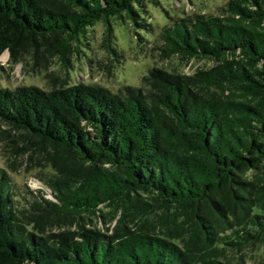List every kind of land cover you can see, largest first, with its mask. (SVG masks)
I'll return each instance as SVG.
<instances>
[{
	"label": "trees",
	"instance_id": "trees-1",
	"mask_svg": "<svg viewBox=\"0 0 264 264\" xmlns=\"http://www.w3.org/2000/svg\"><path fill=\"white\" fill-rule=\"evenodd\" d=\"M148 1L157 4L0 0V55L43 49L65 63L98 23L110 46L112 20L141 40L154 27ZM159 40L165 58L216 66L192 76L151 68L143 87L116 94L85 83L0 89V124L55 172L53 200L30 193L16 209L0 170V264H245L264 246V0L170 17ZM102 208L119 215L111 234L85 230ZM72 220L79 231L62 230Z\"/></svg>",
	"mask_w": 264,
	"mask_h": 264
},
{
	"label": "rangeland",
	"instance_id": "rangeland-1",
	"mask_svg": "<svg viewBox=\"0 0 264 264\" xmlns=\"http://www.w3.org/2000/svg\"><path fill=\"white\" fill-rule=\"evenodd\" d=\"M156 1V5L149 1L146 4L147 20L154 27L150 34L140 32L141 40L135 37L129 24L112 20L110 46L104 41L105 25L98 23L90 29L87 38L81 39V43L71 49L65 63L49 50L40 49L34 55L29 50H21L16 62L5 51L0 55V89L36 86L51 91L63 85L85 83L104 87L116 94L125 86L143 87L142 77L151 68L192 76L215 67L216 64L209 60L185 61L177 56L165 58L160 51L159 28L169 24L170 17L219 16L227 0ZM111 48L118 52L117 55H113ZM30 150L31 147L17 131L0 124V170L11 182L17 196L16 209L26 208L28 200L39 191L45 194V198L53 200L45 184L55 172L45 162L44 152L33 153ZM142 196L149 198L147 194ZM102 212L103 217L82 222L84 229L111 234L119 215L113 216L106 208H102ZM62 230L78 232L79 225L72 220V225ZM246 253L248 259L245 264H258L264 260V246L254 247Z\"/></svg>",
	"mask_w": 264,
	"mask_h": 264
}]
</instances>
